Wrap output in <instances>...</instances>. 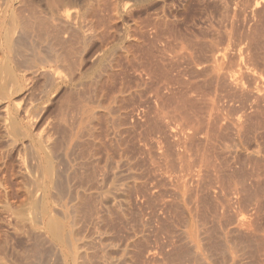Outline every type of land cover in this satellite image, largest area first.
Masks as SVG:
<instances>
[{
	"label": "rangeland",
	"instance_id": "374dc122",
	"mask_svg": "<svg viewBox=\"0 0 264 264\" xmlns=\"http://www.w3.org/2000/svg\"><path fill=\"white\" fill-rule=\"evenodd\" d=\"M79 1L76 0L77 7H80V5H82V3H81L82 1L81 2H79ZM113 1H114V3L116 2L117 5H119L118 7H119V10L121 13V14L119 13L120 17L115 24V25H117V24L118 25L113 26L111 29H109V33L107 32L106 36L104 34L103 36H100L101 38L100 37L96 38L97 40L94 39L92 41V47H89V48H91V51L93 53V54L91 53V55L96 54V55H94V57H97V58H98V56L103 55V57H105L104 59H106L105 62L108 61V59L109 60L113 59L118 54L117 60H118L119 64L121 63L120 65L118 64L119 65L118 67L120 69V70L119 69L118 70L120 73L119 72L117 73V75L114 77V80H113L114 82L112 81V84H110V85L112 86L111 89H113V87H115V85L116 86H119L120 84H121V86L123 85L122 87L126 90L123 91L122 98L124 97L125 99L120 98V99L114 101L112 98H110L109 94H111V93L108 94V92H110V90H111V89H108L111 87L110 85L106 86V87H108L106 89V90H108L106 92L107 94L105 93L107 98H105L106 96H104V95H103V97L100 95H99L100 97L98 95H96L98 103H97L96 99H94L95 95L93 96V94L92 95L86 94V95H83V96L76 98L74 95H72L70 93L68 94L67 93L68 91L66 90V92H61V96H59L60 94L57 95L59 97L54 96L55 98H53V101H52L53 104L51 103L52 107L49 110V116L51 115L50 118H53L52 117L53 114H54V117L59 116L61 114L58 111L60 109V106L62 107L64 105L62 107L64 109V107L67 106V103H69V101L71 99H72L71 101H75V100H80L81 98H83V99L85 98L84 100L86 102L81 99L80 103L82 102L81 104L82 105L84 104L83 106L86 109H88L87 107L89 106L88 110L91 112V118H87L83 113H76L77 115L74 118L75 119L74 123L75 122L77 123L76 117L78 118V114H79L80 119L82 120L83 123H81V121H79V119H78V122L83 126V129H84V126H87L85 129L84 138L83 137L82 138H83V144H84L83 148L85 146H89V147L84 148L86 150L83 149V151L81 153L83 154V152L85 151L84 154L87 155L89 153L90 155L88 154L89 157H88V155H87V157H86V155L82 156L84 158V159L82 158V160L85 161L84 166H85V164L87 165L85 167L82 165V167L84 168V169L83 168L82 169L85 172L89 171L90 174H89V172H88V174L90 175V177L93 174L92 175V181L95 184V186H97V184L99 186V187L97 186V188L94 187V190L93 189L91 190V192H90L91 194L89 195L91 197V199L88 196L89 200H91L90 204L93 203L94 205L93 204L92 205H86L87 207L81 206L79 208V210L82 212H80L79 210H77L79 213L77 211H75V212H77V214H80V215H77L75 212H73V213L70 212L69 216L71 217V219L69 216L62 217V214L60 212L56 214V213H53V211H51L52 213L49 212V214L51 213V214H53V216H54V214H56L55 217H57V218L59 217L58 219H60V217L62 218L61 220L65 224L66 232L71 231L70 229L72 228V231H74V234H78L79 237L85 236L84 238L85 239L87 238L86 241H89V240L91 241V239H92L94 241L93 250L90 247V245H88L87 252L90 251L89 253H91V252L93 253V254H91L92 255L91 258L93 257L94 254H95V256H97V259H98V257H100L98 260L95 259V262L99 261L101 263V259L103 258L102 263H103V261L105 262L103 264H106V263L107 264H109V263L110 264H114V263L115 264H173V263L174 264H191L190 263L191 260L189 259V257L186 258V256H184L185 258L184 257L182 258L183 253H184V255L187 254V250H186V253L184 250L185 248H187V246L185 243V238L183 237L186 235H188L187 239H189V237L193 238V236H195L194 238L199 242L198 245L200 244L199 247L203 248V250L200 248L199 249L201 250L203 255L207 256L206 258H209L207 260L209 264H211V262H212V264H218V262H219V264H225V263L228 264L229 263L228 261L224 260L225 258L222 259V257H224V256L220 254L221 248H223L222 246L224 244L228 246L229 250L232 251L233 254L235 253V255H234L235 261H236L235 264H264V260H263L264 259V256H263L264 255L263 254L264 253V246H262V245H264V242H263L264 241V233L262 232V230L264 231V215H263L264 214V189H263L264 188V181H263L264 180V149H263L264 148V141H262V140H264V126H263L264 121H262V120H264V107H263L264 106V84H263L264 83V68H263L264 67L263 66L264 65L263 64L264 63V61H263L264 60V57H263L264 56V0H260L261 2L259 5H257L259 3V0H113ZM72 4L74 5L75 3H72ZM78 4H79V6H78ZM123 4L125 6L120 7V5L123 6ZM220 5H222V6H220ZM261 6H263V7H261ZM123 8L124 9L126 8L128 10L127 11L125 9L126 14L124 13L125 10ZM256 8H258V9H256ZM127 12H129V13H127ZM244 12H246V13L244 14ZM228 14H229V16H228ZM259 16H260V18H259ZM246 18H248V19H246ZM161 20H162V22H161ZM157 21H159V22H157ZM248 21H250V22H248ZM257 21H259V22H257ZM114 29H116L117 32L114 31ZM110 35H112V36H110ZM216 35H217V37H215ZM250 35H251V37H250ZM130 37H132V38H130ZM242 39H244V40H242ZM210 41H212V42L210 43ZM240 41H242V42H240ZM210 44H211V46H210ZM200 45H201V47H200ZM202 45H204V46L202 47ZM137 46L139 48H142L143 50H140V51L136 50ZM192 46H194V47H192ZM124 47L125 48L129 47V48L125 49ZM130 47L132 50L134 49V51H137V52L139 51V53L135 52L136 54H139V55H137L138 56L137 63L139 62V64L134 63L135 61L132 63L127 62V64H126L127 60H125L123 56H124V52L126 53V51H128L127 53H129V51L131 50ZM188 47H189V49H188ZM212 47L214 50L212 49ZM222 47L223 48L225 47L226 53L224 50V54H222L221 55L222 57H220V59L217 61L218 63L210 61L209 60L211 58L210 56H213V54L218 53L217 52L218 50L222 51L223 50ZM177 48H178V50H177ZM245 48H246V51H245ZM98 49L100 50V52ZM210 49H211V51H210ZM93 50L96 53L93 52ZM190 50H191V52H190ZM240 50H243V51L240 52ZM237 51H238V53H237ZM97 52H98V55H97ZM144 52H145V54H144ZM210 52H215V53H211V55H210L209 54ZM255 52H256V54H254ZM140 53H143V56ZM252 53H253V55H252ZM112 54L115 56H113ZM199 54H201V55H199ZM259 54H261V55H259ZM107 55H108V57H107ZM244 55H246V56H244ZM120 56H121V58H119ZM177 57H179L180 59ZM259 57H261V58H259ZM89 58L93 59V60H90ZM89 58L88 59L86 58L88 61L87 60L85 61L83 71H85L84 73H87L86 76L92 77V76H94L92 74H96V72H97L96 69L98 67H97V65H94V64H96V62H95L96 58H92V56ZM248 58L250 59V61ZM224 60H225V62H224ZM245 60H246V62H245ZM92 61L95 63L91 64ZM220 62H221V64H220ZM229 62H230V64H228ZM251 62H253L255 64H253V63L251 64ZM87 63H88L89 68L86 66ZM165 63H166V65H165ZM256 64L258 67L256 66ZM139 66H141V67H139ZM210 67H212V68H210ZM225 67H227V68H225ZM243 67L248 72L244 71L245 69ZM155 68H157V69H155ZM215 69H216V71H215ZM239 69H240V73H238ZM91 71H92V73H91ZM249 71L257 73L255 75L259 76V78L255 75L254 76H255V78L257 77L258 80L257 79L254 80L255 78L251 77V76H253L252 74H254V73L250 72V73H252V74H250ZM210 72L211 73L214 72V73H212L213 75ZM230 72H231V74H230ZM226 73H227V75H226ZM233 73H236V74H233ZM232 74L234 76L238 75V77H237L238 79L236 78L237 81L241 78L238 81V84L242 83L241 85H243V86L245 85L244 87L241 86V88H245V89H243V90L240 89V91H238L239 88L237 86H234V83L236 85V80ZM210 76L212 77L211 80H210ZM148 77H149V79H148ZM218 77L220 79H218ZM117 78H119V79L117 80ZM212 79H213V81H212ZM259 79H261V81H259ZM233 80H235V82L232 84ZM115 83H117V84L119 83V84L117 85ZM122 83H124V84H122ZM255 85L260 86L261 88L263 86V90L259 87L261 89L260 93L257 90H255L259 93L258 95L262 94L260 97L258 96L259 100L258 99L252 100L251 97H249V96H247V99H246L245 96L247 94L249 95L250 91L255 92L254 89L258 88ZM249 86H251V87H249ZM134 88H135V90H134ZM246 88H248V89H246ZM250 88L251 89L253 88V89L251 90ZM244 90L246 92H247V90H249V91H248V93H246ZM237 91H238L239 95L237 94ZM243 91L246 93V95H244L245 93ZM36 92H34V94H33L34 98L37 97ZM125 92H127V93L125 94ZM241 92H243L244 94H242ZM66 93H67V95H66ZM133 93H134V95H133ZM219 94H220V96H218ZM204 95L205 96L207 95L208 97L207 96L205 97ZM241 95L243 96V99H242ZM128 98H130V99H128ZM106 100H108V102L110 100L111 103L113 101L114 102L111 104L110 102L108 103ZM212 100H214V102ZM71 101H70V103H71ZM83 101L85 103H83ZM65 102H67V103H65ZM104 102H105L106 107L104 106ZM254 102H255V104H253ZM241 105H243V106L241 107ZM120 106H122V107H120ZM217 106H218V108H217ZM62 108L60 109L61 111H62ZM256 108L258 109L257 111H256ZM118 109H120V110H118ZM88 110H87V112L89 113ZM109 110H110V114H109ZM186 112H187V114H186ZM0 113H1V111H0ZM84 113L86 114V112H84ZM97 113L99 115L98 117H97ZM114 113H117V114H114ZM94 115H95V117H94ZM238 115L240 116V119H239ZM81 116L82 117L85 116L87 119L85 118L86 120L83 121L84 117L81 118ZM220 117H223V118H220ZM92 118H94V120ZM190 118H191V120H190ZM233 119H234V121H233ZM88 120H90V121H88ZM256 120H258V121H256ZM232 122L234 124H232ZM238 123L241 125L239 126ZM0 124H1V121H0ZM80 124H78V125H80ZM201 124H203V125H201ZM106 126H107V128H106ZM112 126H114V127H112ZM230 127H232V128H230ZM242 128L245 129L246 131L243 130ZM172 129H174V130H172ZM178 129H179V131H178ZM195 129H196V131H195ZM252 129H253V132H252ZM189 130H191V131H189ZM240 130H241V132H239ZM195 132H197V133H195ZM242 132H244V134ZM87 133H88V135H87ZM91 133L93 135L94 134L95 135L93 136ZM190 133H192V134H190ZM199 133H201V134H199ZM247 133H249V134L247 135ZM200 136H203V137L200 138ZM88 139L89 140L92 139L91 140L92 142H90ZM192 139H193V141H192ZM84 140L86 143H84ZM94 140H96L97 142ZM207 140H208V142H207ZM107 141H108L109 145L106 144ZM101 143H103L104 145ZM171 143H172V145H171ZM191 143L194 145H192ZM196 143H198V144H196ZM235 143H237L238 146ZM86 144H88V145H86ZM182 146H183V148H182ZM104 147L106 149H102ZM189 147L190 148L192 147V148L190 149ZM232 147H234V148H232ZM170 148H171V150H170ZM255 148H256V150H255ZM214 149H216V151ZM217 149H219V151ZM87 150H88V152H87ZM76 151H79V150L77 149ZM165 151H167V153ZM187 151H189V152H187ZM254 151H256L257 154ZM230 152L233 154H231ZM77 153L74 152L75 156H77V158H80L81 156L79 157L78 155H76ZM205 153H207V154H205ZM99 154H102V155H99ZM103 155H105V156H103ZM219 155H220V157H219ZM221 155H223V156H221ZM231 156H232V158H231ZM71 157H72V162L74 163L75 161L73 160V158H74L73 155ZM217 158H218V160H217ZM169 159H170V161H169ZM195 159H196V161H195ZM200 159L202 161H200ZM78 160L81 161V159H78ZM118 160H119V162H118ZM205 160H206V162H205ZM222 160H223V162H222ZM237 161H238V163H237ZM158 162H160V163H158ZM170 162L172 165H170ZM75 163H77V162H75ZM99 163L101 166L99 165ZM241 163H243V164H241ZM209 164L211 165V167H208V166H210ZM233 164H234V166H233ZM135 165H137V166H135ZM143 165H144V167H143ZM166 165H168V166H166ZM225 165H227V166H225ZM124 166L126 167V169ZM154 166L156 168H154ZM180 166H181V168H180ZM193 166H194V168H193ZM86 167H89V168H86ZM111 167L112 168L114 167V168L112 169ZM219 167H220V169H219ZM145 168H146V170H145ZM161 169H162V172H161ZM168 169H170V170H168ZM181 169H184V170H181ZM86 170H88V171H86ZM113 170H115V172ZM173 170H174V172H173ZM175 170H177V172ZM153 171H155V172H153ZM198 172H199V174H198ZM233 172H235V173H233ZM244 173H245V175H244ZM256 173H258V174H256ZM95 174H97V176ZM122 174L125 176H122ZM99 175H101V176H99ZM185 175L187 176L186 178H185ZM94 176H95V178H94ZM103 176H104V178H103ZM258 176H260V177H258ZM153 177H154V179H153ZM172 177H174V178H172ZM229 177L231 178V180ZM254 177H256V178H254ZM119 178L120 179L122 178V179L120 180ZM218 178H220V179L218 180ZM21 179L22 180L24 179L23 182L27 181V180H25L26 177H24V176H23V178H21V176H20V180ZM99 179H100V182L102 181L101 184L99 182ZM185 179H186V181H184ZM95 180H96V182L98 181L97 184L95 183ZM133 180H134V182H133ZM197 180H199V181H197ZM211 180H212V182H211ZM139 181H140V183H139ZM190 181H192V182H190ZM251 181L252 182L254 181V182L252 183ZM180 182L182 183V186L179 185V184H181ZM205 182L207 183V186L205 185L206 184ZM216 182H218V183H216ZM147 183H148V185H147ZM172 183H174L175 185ZM176 183H177V186H176ZM190 183H191V185H190ZM149 184H150V186H149ZM166 184H167V186H166ZM188 184H189L190 188H188ZM228 186L229 187L231 186V189ZM260 186H261V188H260ZM138 187H139V189H138ZM237 187L239 188V191L236 190ZM99 188H101V190ZM127 188H128V190H127ZM3 189H4L3 186L0 184V243L2 242L0 244V256H1L0 261H2V258H4V256H5L8 263H10L12 261V262H14L13 264H19L22 261L21 259L24 255L23 253H25V250L27 249V248L25 249V247L27 245L29 246V244H28V243H30L29 237H32L33 236L32 233L34 232V234H35V232L37 231L35 229V225L39 226V224H41L43 219H45L46 215H49V214L44 212L45 209L42 210V208H41L42 206L40 204H38V206H37V204H33L31 202V200H34L35 197L40 195L39 192H38L37 196L32 195V193L29 194L28 192H25V193L23 192L24 193L23 194L24 195V199H23L24 201L19 203L21 198H23L22 196H20L21 194H19L20 198L19 197L16 198L17 193L16 194L13 193L15 195L14 196L13 194H11L12 192L9 193L5 189L4 190ZM240 189H243L244 191L240 190ZM245 189H246V193H244ZM177 190H179V191H177ZM95 191H97L98 193ZM253 191H255V192H253ZM125 192H126V194H125ZM179 192H180V195L178 194ZM25 194H26L27 198L29 196L28 200L25 197ZM98 194L101 196H99ZM185 194H186V196H185ZM10 195H13V196H10ZM147 195H149V196H147ZM153 195H155V196H153ZM210 195H212V196H210ZM216 195H218V196L216 197ZM232 195H234V196H232ZM162 196H164L165 198ZM18 198L20 200H18ZM121 198H122V200H121ZM179 198L182 200L180 201ZM186 198H188V199H186ZM201 198H203V199H201ZM239 199H241V200H239ZM245 199H246V202H245ZM260 199L261 200L263 199V200L261 201L260 204H258ZM176 200L179 201L178 203H180V204H178L176 202ZM109 201H111V202H109ZM153 202H154V205H153ZM218 202L220 203V205ZM232 202H234V203H232ZM118 203H120V204H118ZM88 204H89V201H88ZM123 205H126V206L123 207ZM183 205H185V206H183ZM223 205H225V206H223ZM90 206L92 209L89 211L88 209L90 208ZM171 206H173V207H171ZM178 206H180V207H178ZM181 206H182V208H181ZM219 206H221V208ZM240 206L243 208H240ZM226 207H227V209H225ZM245 207H246V209H245ZM259 207H260V209H259ZM188 208L190 209V213L187 212V211H189ZM230 208H232V209H230ZM191 209H193V210H191ZM243 210H244V213L239 212V211H243ZM86 211H87V213H86ZM250 211H251V213H249ZM255 211L256 212L258 211L257 213H259V214L254 213ZM259 211L260 212L262 211V213H260ZM89 212H92V214L90 213V215H89L88 214ZM96 212L99 213V215ZM161 212H163V213L161 214ZM175 212H177L178 214ZM198 212H200L201 214ZM230 212H232V213H230ZM234 212H235V214H234ZM245 212L247 215L245 214ZM252 213L254 215H252ZM181 214H182V216H181ZM199 214L201 217L199 216ZM92 215H94V216H92ZM95 215H98V216H95ZM210 215H212V217H210ZM38 216H40V217H38ZM84 216H85V218H84ZM86 216H88L89 218ZM168 216H170V217H168ZM213 216H215V218ZM93 217H94V219H93ZM183 217L184 218L187 217V219H184ZM162 218H163V220H162ZM164 218L166 221L164 220ZM237 218L238 219L244 218L243 219V220H245L244 222H246V220H247L246 223L251 221L248 223V226H250L252 228L249 229L250 227L246 226L247 225L246 224V225H242L244 227L240 226V230L243 228L241 231L243 232L246 230L247 233H245V232L241 233V231H240V233L233 231L234 226H236L235 224H237V222H236ZM251 218H253V220ZM256 218H258V219H256ZM77 219L80 220L81 222L78 221ZM89 219H91V220H89ZM198 219H200V220H198ZM214 219H216V220H214ZM218 219H219V221H218ZM71 220H72V222H71ZM36 221H37V223H36ZM85 222H87V223H85ZM99 222H100V224H99ZM135 222H136V224H135ZM158 222L160 225L158 224ZM259 222H261V223H259ZM88 223H89V225H88ZM253 223H254L255 227L253 226ZM75 224H77V225L75 226ZM184 224H186V225H184ZM212 224H214L215 226ZM29 225L31 227H32V225H34V228H30ZM179 225H181V226H179ZM67 226L69 229L67 228ZM117 226H119V227H117ZM198 226H200V227H198ZM75 227H77V228H75ZM84 227H85V229H84ZM188 227H190V228H188ZM247 227H248V230H247ZM90 228H91V230H90ZM150 228L153 230H151ZM216 228H218L219 230ZM28 229H30V231H28ZM32 229H33V231H31ZM77 229H79V231ZM127 229H129V230H127ZM160 229H163V230H160ZM170 229H172V230H170ZM173 229H174V232H173ZM207 229H208V231H207ZM229 229L232 231H230ZM75 230H76V233H75ZM168 231H170V232H168ZM180 231L181 232L184 231L183 233H185V235L182 234ZM211 231H212V233H211ZM248 232L250 233V235ZM261 232H262V234H259ZM27 233H30V234L28 235ZM125 233L127 234V236ZM80 234H82V236ZM83 234H84V236H83ZM166 234H168V236H170V237H168ZM246 234H248V237L250 236V238L247 237V240H250V243L247 240H245L246 238H244L247 236ZM124 235H125V237H124ZM196 235H197V238H196ZM226 235L229 236V239H227L228 236L226 237ZM235 235L236 236L238 235L237 236L238 240H235V239H237V237H235ZM219 236H220V240L222 241V243L219 240ZM221 236H223V237L221 238ZM251 236H252V238H251ZM202 237H204L205 240L202 241V239H203ZM257 237H259V238H257ZM84 238H82V239H84ZM140 238H141V240H140ZM3 239H5V240H3ZM122 239H123L124 243H123ZM138 239H139V241H138ZM146 239H147V242H146ZM168 239H171V240H168ZM104 240H106V241H104ZM207 240L208 241L210 240L211 242L210 241L208 242ZM240 240H241V243H240ZM258 240H260L261 242H259ZM130 241H132V242H130ZM166 241H167V244H166ZM245 241H247L248 244H247V242L245 244ZM255 241H256L257 245H256ZM203 242H204V244H203ZM217 242L219 243V245ZM164 243H165V245H164ZM175 243L178 245H176ZM258 243H260V244L258 245ZM99 244H100V247H99ZM115 244L117 247L115 246ZM208 244L210 245V247L208 246ZM172 246H173V248H172ZM182 246H184V247H182ZM213 246H215V247H213ZM257 246L260 247V249L257 248ZM121 247H123V249H126L127 251H124V253H123V251L119 252L121 250ZM101 248H102V250H100ZM213 248H217V249H213ZM233 248L234 249L236 248L237 252H236V250L235 251L232 250ZM240 248L242 249L241 251L239 250ZM248 248L250 249L249 251H248ZM244 249H246V250H244ZM218 250H219V252L217 253ZM260 250H262V251H260ZM97 251H98V253H97ZM182 251H183V253H182ZM116 252H118V253H116ZM126 252H128V253H126ZM178 252L182 253L181 254L182 256L181 255L178 256L177 255V254H179ZM96 253H97V255H96ZM119 253H121V254H119ZM166 253L168 254V256ZM207 253L209 256L211 255L210 256L211 259L207 255ZM212 253H213V255H212ZM214 254H216L217 256H214ZM236 254H237V256H236ZM106 255H107V258H106ZM119 255H120V257H119ZM121 255L122 256L124 255V257H121ZM112 256L116 259H114ZM10 257H11V259H10ZM94 257L92 259H94ZM237 257L238 258L240 257V258L238 259ZM179 258H180V260H178ZM170 259H172V260H170ZM181 259H183V261ZM4 260H5V258H4ZM216 260H217V262H215ZM220 260L221 261L223 260L224 263H223V261L221 262ZM238 260H239V262H238ZM173 261H175V262H173Z\"/></svg>",
	"mask_w": 264,
	"mask_h": 264
},
{
	"label": "bare ground",
	"instance_id": "6f19581e",
	"mask_svg": "<svg viewBox=\"0 0 264 264\" xmlns=\"http://www.w3.org/2000/svg\"><path fill=\"white\" fill-rule=\"evenodd\" d=\"M79 1V0H78ZM82 1V2H81ZM113 0H80L79 2L82 3V5H80V7H77L76 4V0H0V184L3 186V188L13 194V193H17L16 198L19 197V194H21L20 196H22L23 198H21V200L18 198L19 203L23 202L24 200V193L28 192L29 194L32 193V195L37 196L38 192L40 193L39 196L35 197V201L31 200V202L33 204H40L42 210H44L45 213L49 214V212L53 211V213H61L62 217H67L69 216L70 212H75L77 210H79V208L81 206H86V205H92L93 203L90 204L91 200H89L88 196L91 194V190H94V187L97 188L98 184L95 180V183L97 184V186H95V184L92 181V175L90 177V172L88 174V172H85L82 167V165L84 166V162L82 160V156H85L86 154L81 153L83 151L84 148L89 147V146H84L83 144V138L85 135V129L87 126H83L78 122L79 121L82 122V120L80 119V116L78 114V118L77 119V123L80 124L78 125L75 121V116L77 115L76 113H83L87 118H91V112L88 110L89 106L87 107L88 109H86L81 103L80 100H84L83 98H81L80 100H75V101H69V103H67V106L64 107V109L60 106V109L62 108V111L59 109H57L61 114L59 116L54 117L53 114V118H50L49 116V110L52 107L51 103L53 101V98H55L54 96H61V92H66V90L68 91L67 93L74 95L76 98L83 96V95H95V98L97 103L98 100L96 98V95H100L103 97L106 96L105 93L108 91L106 90L108 87H106L107 85L112 84V81L114 80V77L117 75V73L119 72V64L118 60H117V55H113L115 56L113 59H108V61L105 62L106 59H104L105 57L102 56H98L94 57V55H91L92 51L91 48L92 47V41L96 38H99L100 36H103L105 34H107V32L109 33V29H111L113 26H117L115 25L117 20L119 19V15L120 10H119V5H117V3ZM245 2V1H244ZM260 0L259 3L257 5L260 4ZM72 3H75L74 5ZM248 3V2H247ZM126 4V3H125ZM250 4V3H249ZM255 5V4H254ZM79 6V4H78ZM125 5L123 4V6L120 5V7H124ZM222 6V5H220ZM236 7V6H235ZM243 7V6H242ZM248 7V6H247ZM263 7V6H261ZM124 9V8H123ZM126 9V8H125ZM124 9V10H125ZM130 9V8H129ZM222 9V8H221ZM242 9V8H241ZM254 9V8H253ZM258 9V8H256ZM260 9V8H259ZM127 10V9H126ZM126 10L124 11V13L126 12ZM262 10V9H261ZM260 10V11H261ZM128 11V10H127ZM225 11V10H224ZM249 11V10H248ZM130 12V11H129ZM127 12V13H129ZM120 13V14H119ZM123 13V14H124ZM246 12H244L245 14ZM126 14V13H125ZM221 14V13H220ZM243 14V13H242ZM241 14V15H242ZM255 15V14H254ZM253 15V16H254ZM259 15V14H258ZM261 15V14H260ZM129 16V15H128ZM229 16V14H228ZM233 16V15H232ZM127 18V17H126ZM260 18V16H259ZM262 18V17H261ZM157 19V18H156ZM221 19V18H220ZM248 19V18H246ZM159 20V19H158ZM227 20V19H226ZM258 20V19H257ZM152 21V20H151ZM159 22V21H157ZM162 22V20H161ZM250 22V21H248ZM253 22V21H252ZM259 22V21H257ZM119 23V22H118ZM259 25V24H258ZM121 26V25H120ZM257 27V26H256ZM120 28V27H119ZM124 28V27H123ZM255 28V27H254ZM157 29V28H156ZM261 29V28H260ZM120 30V29H119ZM114 31H116V29H114ZM113 31V32H114ZM127 31V30H126ZM157 31V30H156ZM248 31V30H247ZM117 32V31H116ZM160 32V31H159ZM111 34V33H110ZM246 34V33H245ZM247 35V34H246ZM108 36V35H107ZM112 36V35H110ZM221 36V35H220ZM143 37V36H142ZM217 37V35L215 36ZM245 37V36H244ZM251 37V35H250ZM101 38V37H100ZM132 38V37H130ZM137 38V37H136ZM212 38V37H211ZM107 39V38H106ZM217 39V38H216ZM228 39V38H227ZM103 40V39H102ZM120 40V39H119ZM214 40V39H213ZM244 40V39H242ZM196 41V40H195ZM206 41V40H205ZM225 41V40H224ZM192 42V41H191ZM212 41H210L211 43ZM220 42V41H219ZM242 42V41H240ZM245 42V41H244ZM101 43V42H100ZM190 43V42H189ZM205 43V42H204ZM99 44V43H98ZM135 44V43H134ZM144 44V43H143ZM218 44V43H217ZM95 45V44H94ZM127 45V44H126ZM132 45V44H131ZM205 45V44H204ZM202 45V47L204 46ZM225 45V44H224ZM199 46V45H198ZM211 46V44H210ZM138 47V46H137ZM136 50H143L142 48H137ZM194 47V46H192ZM196 47V46H195ZM201 47V45H200ZM207 47V46H206ZM215 47V46H214ZM219 47V46H218ZM240 47V46H239ZM125 48V47H124ZM123 48V49H124ZM129 48V47H126ZM125 48V49H126ZM186 48V47H185ZM210 48V47H209ZM223 48V47H222ZM232 48V47H231ZM131 49V47H130ZM146 49V48H145ZM187 49V48H186ZM189 49V47H188ZM203 49V48H202ZM213 49V47H212ZM230 49V48H229ZM244 49V48H243ZM255 49V48H254ZM99 50V49H98ZM111 50V49H110ZM122 50V49H121ZM147 50V49H146ZM149 50V49H148ZM178 50V48H177ZM180 50V49H179ZM194 50V49H193ZM199 50V49H198ZM214 50V49H213ZM224 50L226 53V49L225 47L223 48L222 51L218 50L216 54H213V56H210L209 60L213 61V62H217L220 57H222L221 55L224 54ZM250 50V49H249ZM113 51V50H112ZM139 51H134V49L130 50L129 53H127L128 51H126V53L124 52V59L127 60V62H134L137 63L138 61V56ZM145 51V50H144ZM150 51V50H149ZM163 51V50H162ZM187 51V50H186ZM189 51V50H188ZM211 51V49H210ZM229 51V50H228ZM227 51V52H228ZM236 51V50H235ZM243 50H240V52ZM246 51V48H245ZM93 52H95L93 50ZM100 52V50H99ZM136 52V53H135ZM164 52V51H163ZM191 52V50H190ZM254 52V51H253ZM257 52V51H256ZM256 52L254 54H256ZM96 53V52H95ZM102 53V52H101ZM148 53V52H147ZM150 53V52H149ZM182 53V52H181ZM188 53V52H187ZM211 53H215V52H210L209 54L211 55ZM238 53V51H237ZM245 53V52H244ZM251 53V52H250ZM93 54V53H92ZM143 56V53H140ZM145 54V52H144ZM153 54V53H152ZM174 54V53H173ZM191 54V53H190ZM206 54V53H205ZM204 54V55H205ZM230 54V53H229ZM228 54V55H229ZM241 54V53H240ZM92 58H96L95 62L97 65V69H96V74H92L94 76H86L87 73H84L85 71H83L84 69V65H85V61L91 57ZM98 55V52H97ZM176 55V54H175ZM181 55V54H180ZM201 55V54H199ZM235 55V54H234ZM242 55V54H241ZM247 55V54H246ZM244 55V56H246ZM251 55V54H250ZM253 55V53H252ZM261 55V54H259ZM111 56V55H110ZM122 56V55H121ZM121 56L119 58H121ZM155 56V55H154ZM164 56V55H163ZM173 56V55H172ZM203 56V55H202ZM209 56V55H208ZM207 56V57H208ZM231 56V55H230ZM263 56V55H262ZM108 57V55H107ZM106 57V58H107ZM140 57V56H139ZM165 57V56H164ZM184 57V56H183ZM228 57V56H227ZM232 57V56H231ZM236 57V56H235ZM252 57V56H251ZM264 57V56H263ZM87 58V59H86ZM110 58V57H109ZM112 58V57H111ZM141 58V57H140ZM146 58V57H145ZM169 58V57H168ZM179 58V57H177ZM187 58V57H186ZM197 58V57H196ZM258 58V57H257ZM256 58V59H257ZM261 58V57H259ZM90 59V58H89ZM142 59V58H141ZM150 59V58H149ZM176 59V58H175ZM180 59V58H179ZM190 59V58H189ZM234 59V58H233ZM249 59V58H248ZM93 60V59H90ZM140 60V59H139ZM170 60V59H169ZM204 60V59H203ZM206 60V59H205ZM208 60V59H207ZM228 60V59H227ZM230 60V59H229ZM253 60V59H252ZM259 60V59H258ZM88 61V60H87ZM159 61V60H158ZM168 61V60H167ZM193 61V60H192ZM197 61V60H196ZM250 61V59H249ZM264 61V60H263ZM92 61L91 64L95 63ZM146 62V61H145ZM169 62V61H168ZM225 62V60H224ZM231 62V61H230ZM230 62L228 64H230ZM241 62V61H240ZM246 62V60H245ZM256 62V61H255ZM143 63V62H142ZM195 63V62H194ZM199 63V62H198ZM203 63V62H202ZM218 63V62H217ZM250 63V62H249ZM253 62H251L252 64ZM262 63V62H261ZM90 64V65H91ZM119 64V65H118ZM139 64V62L137 63ZM141 64V63H140ZM151 64V63H150ZM170 64V63H169ZM191 64V63H190ZM213 64V63H212ZM221 64V62H220ZM255 64V63H253ZM260 64V63H259ZM264 64V63H263ZM133 65V64H132ZM166 65V63H165ZM192 65V64H191ZM195 65V64H194ZM193 65V66H194ZM197 65V64H196ZM225 65V64H224ZM237 65V64H236ZM249 65V64H248ZM88 67V63L86 65ZM130 66V65H129ZM146 66V65H145ZM228 66V65H227ZM241 66V65H240ZM257 66V64H256ZM264 66V65H263ZM122 67V66H121ZM138 67V66H137ZM141 67V66H139ZM148 67V66H147ZM213 67V66H212ZM210 67V68H212ZM216 67V66H215ZM230 67V66H229ZM232 67V66H231ZM238 67V66H237ZM236 67V68H237ZM258 67V66H257ZM89 68V67H88ZM135 68V67H134ZM150 68V67H149ZM217 68V67H216ZM227 68V67H225ZM242 68V67H241ZM244 68V67H243ZM264 68V67H263ZM119 69V70H118ZM123 69V68H122ZM131 69V68H130ZM137 69V68H136ZM135 69V70H136ZM157 69V68H155ZM164 69V68H163ZM214 69V68H213ZM234 69V68H233ZM245 69V68H244ZM249 69V68H248ZM87 70V69H86ZM142 70V69H141ZM151 70V69H150ZM167 70V69H166ZM198 70V69H197ZM196 70V71H197ZM211 70V69H210ZM224 70V69H223ZM237 70V69H236ZM162 71V70H161ZM216 71V69H215ZM225 71V70H224ZM246 71V69L244 70ZM255 71V70H254ZM200 72V71H199ZM206 72V71H205ZM248 72V71H246ZM245 72V73H246ZM252 71H249V73ZM92 73V71H91ZM120 73V72H119ZM161 73V72H160ZM188 73V72H187ZM211 73V72H210ZM214 73V72H212ZM211 73V74H212ZM220 73V72H219ZM240 73V69L239 72ZM237 73V74H238ZM242 73V72H241ZM254 73V74H252ZM250 74H252L253 76H251L252 78L257 75V73L252 72ZM263 73V72H262ZM130 74V73H129ZM139 74V73H138ZM193 74V73H192ZM203 74V73H202ZM231 74V72H230ZM236 74V73H233ZM232 74V75H233ZM244 74V73H243ZM161 75V74H160ZM198 75V74H197ZM213 75V74H212ZM222 75V74H221ZM227 75V73H226ZM225 75V76H226ZM229 75V74H228ZM231 75V76H232ZM240 75V74H239ZM242 75V74H241ZM255 75V76H254ZM140 76V75H139ZM206 76V75H205ZM234 76V75H233ZM88 77V78H87ZM120 77V76H119ZM122 77V76H121ZM227 77V76H226ZM237 76H234L235 80H236V85H235V80H233L232 84L234 83V86H237L239 88L238 91H240V89H245V88H241L242 83L238 84V81L241 79H239L237 81ZM259 78V76H257ZM255 78L254 80H258V78ZM206 78V77H205ZM211 76H210V80H211ZM217 78V77H216ZM233 78V77H232ZM233 78V79H234ZM237 78V79H236ZM243 78V77H242ZM119 78H117L118 80ZM149 79V77H148ZM147 79V80H148ZM209 79V78H208ZM218 79H220L218 77ZM225 79V78H224ZM134 80V79H133ZM138 80V79H137ZM142 80V79H141ZM209 80V81H210ZM223 80V79H222ZM139 81V80H138ZM144 81V80H143ZM169 81V80H168ZM194 81V80H193ZM197 81V80H196ZM200 81V80H199ZM204 81V80H203ZM206 81V80H205ZM213 81V79H212ZM219 81V80H218ZM224 81V80H223ZM227 81V80H226ZM259 81H261V79H259ZM114 82V81H113ZM128 82V81H127ZM220 82V81H219ZM218 82V83H219ZM245 82V81H244ZM129 83V82H128ZM142 83V82H141ZM203 83V82H202ZM212 83V82H211ZM231 83V82H230ZM246 83V82H245ZM256 83V82H255ZM254 83V84H255ZM258 83V82H257ZM117 84V83H115ZM114 84V85H115ZM119 84V83H118ZM117 84V85H118ZM124 84V83H122ZM198 84V83H197ZM208 84V83H207ZM216 84V83H215ZM222 84V83H221ZM250 84V83H249ZM261 84V83H260ZM264 84V83H263ZM131 85V84H130ZM133 85V84H132ZM144 85V84H143ZM146 85V84H145ZM205 85V84H204ZM111 86V85H110ZM109 86V87H110ZM123 86V85H122ZM121 86V84L119 86H116L112 88V86L108 89H111L109 93V97L112 98L114 101L118 100V99H123L122 98V93L123 91H125L126 89H124ZM230 86V85H229ZM233 86V87H234ZM245 86V85H244ZM243 86V87H244ZM247 86V85H246ZM257 86V85H255ZM254 86V87H255ZM262 86V85H261ZM144 87V86H143ZM192 87V86H191ZM204 87V86H203ZM215 87V86H214ZM226 87V86H225ZM231 87V86H230ZM251 87V86H249ZM257 90L259 93L261 92V89L263 90V86L262 88L260 86H257ZM261 89H260V88ZM166 88V87H165ZM228 88V87H227ZM237 88V89H238ZM130 89V88H129ZM155 89V88H154ZM209 89V88H208ZM248 89V88H246ZM251 89V88H250ZM253 89V88H252ZM251 89V90H252ZM259 89V90H258ZM135 90V88H134ZM217 90V89H216ZM221 90V89H220ZM224 90V89H223ZM37 91V92H36ZM195 91V90H194ZM218 91V90H217ZM231 91V90H230ZM236 91V90H235ZM237 91V94L239 95ZM245 91V90H244ZM243 91V92H244ZM249 90H247L246 93H248ZM255 91V92H251L250 94L246 95V93L244 94L243 92H241L242 94L246 95L245 98L247 99V96L251 97V99L255 100L258 99V96L260 97L262 94L258 95L259 93ZM34 92L37 93V97L34 98L33 94ZM139 92V91H138ZM137 92V93H138ZM156 92V91H155ZM159 92V91H158ZM207 92V91H206ZM66 93V95H67ZM127 92H125L126 94ZM195 93V92H194ZM65 94V93H64ZM107 94V93H106ZM131 94V93H130ZM199 94V93H198ZM229 94V93H228ZM232 94V93H231ZM63 95V94H62ZM134 95V93H133ZM137 95V94H136ZM158 95V94H157ZM186 95V94H185ZM189 95V94H188ZM57 96V97H59ZM99 96V97H100ZM156 96V95H155ZM205 96V95H204ZM207 96V95H206ZM205 96V97H206ZM220 96V94L218 95ZM242 96V95H241ZM64 97V96H63ZM68 97V96H67ZM89 97V96H88ZM101 97V98H102ZM126 97V96H125ZM130 97V96H129ZM160 97V96H159ZM185 97V96H184ZM208 97V96H207ZM240 97V96H239ZM238 97V98H239ZM107 98V96L105 97ZM104 98V99H105ZM224 98V97H223ZM244 98V99H245ZM59 99V98H58ZM100 99V98H99ZM125 99V98H124ZM130 99V98H128ZM127 99V100H128ZM205 99V98H204ZM230 99V98H229ZM243 99V96H242ZM250 99V98H249ZM248 99V100H249ZM57 100V99H56ZM74 100V99H73ZM211 100V99H210ZM259 100V99H258ZM261 100V99H260ZM85 101V100H84ZM83 101V103H85ZM95 101V100H94ZM95 101V102H96ZM101 101V100H100ZM103 101V100H102ZM108 102V100H106ZM113 101V102H114ZM181 101V100H180ZM183 101V100H182ZM189 101V100H188ZM214 102V100H212ZM243 101V100H242ZM247 101V100H246ZM245 101V102H246ZM257 101V100H256ZM110 102V100H109ZM108 102V103H109ZM112 102V103H113ZM190 102V101H189ZM203 102V101H202ZM211 102V101H210ZM212 102V103H213ZM232 102V101H231ZM244 102V101H243ZM55 103V102H54ZM89 103V102H88ZM103 103V102H102ZM111 103V102H110ZM111 103V104H112ZM176 103V102H175ZM218 103V102H217ZM53 104V103H52ZM64 104V103H63ZM95 104V103H94ZM110 104V105H111ZM192 104V103H191ZM202 104V103H201ZM216 104V103H215ZM223 104V103H222ZM234 104V103H233ZM237 104V103H236ZM246 104V103H245ZM255 104V102L253 103ZM56 105V104H55ZM88 105V104H87ZM86 105V106H87ZM91 105V104H90ZM97 105V104H96ZM109 105V104H108ZM127 105V104H126ZM186 105V104H185ZM189 105V104H188ZM193 105V104H192ZM209 105V104H208ZM92 106V105H91ZM104 106H105V102H104ZM115 106V105H114ZM201 106V105H200ZM213 106V105H212ZM229 106V105H228ZM243 105H241L242 107ZM106 107V106H105ZM109 107V106H108ZM122 107V106H120ZM222 107V106H221ZM230 107V106H229ZM232 107V106H231ZM245 107V106H244ZM249 107V106H248ZM264 107V106H263ZM100 108V107H99ZM103 108V107H102ZM177 108V107H176ZM180 108V107H179ZM218 108V106H217ZM247 108V107H246ZM260 108V107H259ZM108 109V108H107ZM106 109V110H107ZM113 109V108H112ZM229 109V108H228ZM56 110V111H57ZM87 110L89 111V113L87 112ZM114 110V109H113ZM117 110V109H116ZM120 110V109H118ZM195 110V109H194ZM197 110V109H196ZM216 110V109H215ZM252 110V109H251ZM255 110V109H254ZM258 109L256 108V111ZM54 111V110H53ZM191 111V110H190ZM203 111V110H202ZM243 111V110H242ZM58 112V113H59ZM86 112V114L84 113ZM93 112V111H92ZM100 112V111H99ZM107 112V111H106ZM114 112V111H113ZM126 112V111H125ZM212 112V111H211ZM217 112V111H216ZM259 112V111H258ZM249 113V112H248ZM253 113V112H252ZM251 113V114H252ZM96 114V113H95ZM109 114H110V110H109ZM117 114V113H114ZM161 114V113H160ZM187 114V112H186ZM218 114V113H217ZM121 115V114H120ZM123 115V114H122ZM162 115V114H161ZM191 115V114H190ZM208 115V114H207ZM212 115V114H211ZM247 115V114H246ZM259 115V114H258ZM257 115V116H258ZM85 116H81V118H83L85 121L87 118ZM98 113H97V117H98ZM114 116V115H113ZM116 116V115H115ZM130 116V115H129ZM95 117V115H94ZM120 117V116H119ZM122 117V116H121ZM125 117V116H124ZM123 117V118H124ZM189 117V116H188ZM210 117V116H209ZM216 117V116H215ZM237 117V116H236ZM239 119L240 116L238 115ZM86 118V119H85ZM158 118V117H157ZM200 118V117H199ZM198 118V119H199ZM223 118V117H220ZM252 118V117H251ZM250 118V119H251ZM94 120V118H92ZM105 119V118H104ZM113 119V118H112ZM116 119V118H115ZM122 119V118H121ZM216 119V118H215ZM91 120V119H90ZM88 120V121H90ZM102 120V119H101ZM100 120V121H101ZM106 120V119H105ZM120 120V119H119ZM191 120V118H190ZM224 120V119H223ZM242 120V119H241ZM261 120V119H260ZM234 121V119H233ZM258 121V120H256ZM264 121V120H262ZM203 122V121H202ZM210 123V122H209ZM231 123V122H230ZM240 123V122H239ZM238 125L240 126L241 124ZM250 123V122H249ZM255 123V122H254ZM258 123V122H257ZM213 124V123H212ZM225 124V123H224ZM232 124H234L232 122ZM236 124V123H235ZM256 124V123H255ZM85 125V124H84ZM203 125V124H201ZM237 125V124H236ZM103 126V125H102ZM105 126V125H104ZM116 126V125H115ZM235 126V125H234ZM245 126V125H244ZM260 126V125H259ZM264 126V125H263ZM97 127V126H96ZM109 127V126H108ZM114 127V126H112ZM153 127V126H152ZM215 127V126H214ZM213 127V128H214ZM237 127V126H236ZM243 127V126H242ZM248 127V126H247ZM252 127V126H251ZM107 128V126H106ZM105 128V129H106ZM111 128V127H110ZM150 128V127H149ZM176 128V127H175ZM223 128V127H222ZM228 128V127H227ZM232 128V127H230ZM238 128V127H237ZM241 128V127H240ZM245 128V127H244ZM90 129V128H89ZM88 129V130H89ZM116 129V128H115ZM156 129V128H155ZM158 129V128H157ZM236 129V128H235ZM234 129V130H235ZM243 129V128H242ZM257 129V128H256ZM107 130V129H106ZM109 130V129H108ZM119 130V129H118ZM150 130V129H149ZM159 130V129H158ZM174 130V129H172ZM183 130V129H182ZM194 130V129H193ZM200 130V129H199ZM228 130V129H227ZM230 130V129H229ZM245 130V129H243ZM263 130V129H262ZM91 131V130H90ZM100 131V130H99ZM111 131V130H110ZM117 131V130H116ZM121 131V130H120ZM168 131V130H167ZM179 131V129H178ZM191 131V130H189ZM196 131V129H195ZM246 131V130H245ZM250 131V130H249ZM260 131V130H259ZM87 132V131H86ZM108 132V131H107ZM162 132V131H161ZM207 132V131H206ZM209 132V131H208ZM230 132V131H229ZM238 132V131H237ZM241 132V130L239 131ZM253 132V129H252ZM93 133V132H92ZM91 133V134H92ZM104 133V132H103ZM173 133V132H172ZM171 133V134H172ZM197 133V132H195ZM202 133V132H201ZM199 133V134H201ZM222 133V132H221ZM244 134V132H242ZM102 134V133H101ZM119 134V133H118ZM192 134V133H190ZM204 134V133H203ZM228 134V133H227ZM232 134V133H231ZM230 134V135H231ZM249 133H247L248 135ZM88 135V133H87ZM86 135V136H87ZM93 135V134H92ZM91 135V136H92ZM95 135V134H94ZM93 135V136H94ZM184 135V134H183ZM224 135V134H223ZM233 135V134H232ZM262 135V134H261ZM85 136V137H86ZM90 136V135H89ZM88 136V137H89ZM241 136V135H240ZM244 136V135H243ZM251 136V135H250ZM83 137V138H82ZM100 137V136H99ZM203 136H200V138ZM209 137V136H208ZM207 137V138H208ZM236 137V136H235ZM252 137V136H251ZM263 137V136H262ZM87 138V137H86ZM176 138V137H175ZM230 138V137H229ZM242 138V137H241ZM250 138V137H249ZM96 139V138H95ZM101 139V138H100ZM189 139V138H188ZM187 139V140H188ZM191 139V138H190ZM195 139V138H194ZM226 139V138H225ZM224 139V140H225ZM254 139V138H253ZM256 139V138H255ZM87 140V139H86ZM89 140V139H88ZM92 140V139H91ZM91 140H89L90 142H92ZM105 140V139H104ZM209 140V139H208ZM207 140V142H208ZM88 141V142H89ZM96 141V140H94ZM93 141V142H94ZM170 141V140H169ZM177 141V140H176ZM184 141V140H183ZM193 141V139H192ZM232 141V140H231ZM250 141V140H249ZM264 141V140H262ZM97 142V141H96ZM99 142V141H98ZM102 142V141H101ZM104 142V141H103ZM161 142V141H160ZM222 142V141H221ZM241 142V141H240ZM257 142V141H256ZM84 143L85 140H84ZM174 143V142H173ZM177 143V142H176ZM213 143V142H212ZM226 143V142H225ZM228 143V142H227ZM230 143V142H229ZM247 143V142H246ZM92 144V143H91ZM97 144V143H96ZM103 144V143H101ZM108 144V141L107 143ZM175 144V143H174ZM192 144V143H191ZM198 144V143H196ZM211 144V143H210ZM237 145V143H235ZM88 145V144H86ZM104 145V144H103ZM109 145V144H108ZM172 145V143H171ZM187 145V144H186ZM189 145V144H188ZM194 145V144H192ZM235 145V146H236ZM180 146V145H179ZM217 146V145H216ZM238 146V145H237ZM256 146V145H255ZM95 147V146H94ZM102 147V146H101ZM109 147V146H108ZM160 147V146H159ZM198 147V146H197ZM196 147V148H197ZM225 147V146H224ZM244 147V146H243ZM100 148V147H99ZM172 148V147H171ZM170 148V150H171ZM183 148V146H182ZM190 148V147H189ZM188 148V149H189ZM192 148V147H191ZM190 148V149H191ZM212 148V147H211ZM217 148V147H216ZM229 148V147H228ZM231 148V147H230ZM234 148V147H232ZM236 148V147H235ZM254 148V147H253ZM79 151H76V150ZM102 149H106L105 147ZM101 149V150H102ZM194 149V148H193ZM213 149V148H212ZM258 149V148H257ZM264 149V148H263ZM86 150V149H84ZM92 150V149H91ZM168 150V149H167ZM184 150V149H183ZM186 150V149H185ZM216 151V149H214ZM219 151V149H217ZM222 150V149H221ZM227 150V149H226ZM233 150V149H232ZM256 150V148H255ZM178 151V150H177ZM202 151V150H201ZM208 151V150H207ZM210 151V150H209ZM225 151V150H224ZM75 153H77L76 155H78L80 158H77V156H75ZM88 152V150H87ZM167 153V151H165ZM183 152V151H182ZM189 152V151H187ZM193 152V151H192ZM227 152V151H226ZM238 152V151H237ZM251 152V151H250ZM256 152V151H254ZM204 153V152H203ZM210 153V152H209ZM229 153V152H228ZM231 153V152H230ZM245 153V152H244ZM89 154V153H88ZM87 154V155H88ZM97 154V153H96ZM119 154V153H118ZM161 154V153H160ZM163 154V153H162ZM172 154V153H171ZM191 154V153H190ZM195 154V153H194ZM207 154V153H205ZM222 154V153H221ZM233 154V153H231ZM248 154V153H247ZM257 154V152H256ZM73 155V160L77 163H73L72 162V156ZM86 155V157H87ZM90 155V154H89ZM88 155V157H89ZM102 155V154H99ZM165 155V154H164ZM173 155V154H172ZM251 155V154H250ZM98 156V155H97ZM105 156V155H103ZM167 156V155H166ZM165 156V157H166ZM169 156V155H168ZM174 156V155H173ZM200 156V155H199ZM223 156V155H221ZM230 156V155H229ZM237 156V155H236ZM85 157V158H86ZM123 157V156H122ZM164 157V156H163ZM220 157V155H219ZM218 157V158H219ZM254 157V156H253ZM99 158V157H98ZM125 158V157H124ZM176 158V157H175ZM187 158V157H186ZM191 158V157H190ZM196 158V157H195ZM217 158V160H218ZM228 158V157H227ZM232 158V156H231ZM78 159H81V161H79ZM84 159V158H83ZM87 159V158H86ZM85 159V160H86ZM204 159V158H203ZM206 159V158H205ZM215 159V158H214ZM236 159V158H235ZM240 159V158H239ZM251 159V158H250ZM262 159V158H261ZM107 160V159H106ZM121 160V159H120ZM167 160V159H166ZM165 160V161H166ZM184 160V159H183ZM192 160V159H191ZM220 160V159H219ZM245 160V159H244ZM164 161V160H163ZM170 161V159H169ZM175 161V160H174ZM196 161V159H195ZM199 161V160H198ZM200 161H202L200 159ZM228 161V160H227ZM252 161V160H251ZM90 162V161H89ZM88 162V163H89ZM119 162V160H118ZM177 162V161H176ZM184 162V161H183ZM204 162V161H203ZM206 162V160H205ZM210 162V161H209ZM220 162V161H219ZM223 162V160H222ZM244 162V161H243ZM255 162V161H254ZM260 162V161H259ZM92 163V162H91ZM102 163V162H101ZM146 163V162H145ZM152 163V162H151ZM160 163V162H158ZM157 163V164H158ZM166 163V162H165ZM173 163V162H172ZM190 163V162H189ZM197 163V162H196ZM201 163V162H200ZM238 163V161H237ZM236 163V164H237ZM251 163V162H250ZM108 164V163H107ZM177 164V163H176ZM182 164V163H181ZM227 164V163H226ZM243 164V163H241ZM93 165V164H92ZM100 165V163H99ZM122 165V164H121ZM148 165V164H147ZM153 165V164H152ZM151 165V166H152ZM160 165V164H159ZM170 165L171 162H170ZM185 165V164H184ZM188 165V164H187ZM210 165V164H209ZM217 165V164H216ZM223 165V164H222ZM250 165V164H249ZM85 166H87L85 164ZM84 166V167H85ZM97 166V165H96ZM101 166V165H100ZM109 166V165H108ZM132 166V165H131ZM137 166V165H135ZM139 166V165H138ZM161 166V165H160ZM168 166V165H166ZM177 166V165H176ZM221 166V165H220ZM227 166V165H225ZM234 166V164H233ZM240 166V165H239ZM93 167V166H92ZM110 167V166H109ZM125 167V166H124ZM128 167V166H127ZM144 167V165H143ZM148 167V166H147ZM184 167V166H183ZM208 167H211L208 166ZM207 167V168H208ZM232 167V166H231ZM242 167V166H241ZM245 167V166H244ZM251 167V166H250ZM249 167V168H250ZM263 167V166H262ZM83 168V169H82ZM89 168V167H86ZM112 168V167H111ZM114 168V167H113ZM112 168V169H113ZM121 168V167H120ZM154 168H156L154 166ZM161 168V167H160ZM169 168V167H168ZM181 168V166H180ZM187 168V167H186ZM185 168V169H186ZM194 168V166H193ZM198 168V167H197ZM206 168V167H205ZM226 168V167H225ZM234 168V167H233ZM232 168V169H233ZM248 168V169H249ZM258 168V167H257ZM261 168V167H260ZM102 169V168H101ZM126 169V167H125ZM130 169V168H129ZM164 169V168H163ZM167 169V168H166ZM175 169V168H174ZM218 169V168H217ZM220 169V167H219ZM131 170V169H130ZM141 170V169H140ZM139 170V171H140ZM146 170V168H145ZM170 170V169H168ZM184 170V169H181ZM195 170V169H194ZM203 170V169H202ZM215 170V169H214ZM245 170V169H244ZM247 170V169H246ZM95 171V170H94ZM103 171V170H102ZM115 172V170H113ZM136 171V170H135ZM149 171V170H148ZM156 171V170H155ZM153 171V172H155ZM164 171V170H163ZM177 172V170H175ZM192 171V170H191ZM197 171V170H196ZM220 171V170H219ZM242 171V170H241ZM255 171V170H254ZM259 171V170H258ZM261 171V170H260ZM100 172V171H99ZM98 172V173H99ZM122 172V171H121ZM125 172V171H124ZM131 172V171H130ZM157 172V171H156ZM162 172V169H161ZM172 172V171H171ZM174 172V170H173ZM250 172V171H249ZM132 173V172H131ZM137 173V172H136ZM216 173V172H215ZM214 173V174H215ZM227 173V172H226ZM235 173V172H233ZM246 173V172H245ZM244 173V175H245ZM263 173V172H262ZM115 174V173H114ZM113 174V175H114ZM126 174V173H125ZM139 174V173H138ZM141 174V173H140ZM157 174V173H156ZM161 174V173H160ZM183 174V173H182ZM186 174V173H185ZM189 174V173H188ZM199 174V172H198ZM218 174V173H217ZM216 174V175H217ZM225 174V173H224ZM230 174V173H229ZM243 174V173H242ZM258 174V173H256ZM97 176V174H95ZM164 175V174H163ZM168 175V174H167ZM166 175V176H167ZM187 175V174H186ZM185 175V178L187 177ZM191 175V174H190ZM195 175V174H194ZM228 175V174H227ZM226 175V176H227ZM237 175V174H236ZM20 176L21 178L26 177L25 182L24 179L20 180ZM101 176V175H99ZM115 176V175H114ZM113 176V177H114ZM122 176H125L122 174ZM134 176V175H133ZM140 176V175H139ZM148 176V175H147ZM158 176V175H157ZM169 176V175H168ZM167 176V177H168ZM175 176V175H174ZM184 176V175H183ZM203 176V175H202ZM210 176V175H209ZM214 176V175H213ZM212 176V177H213ZM241 176V175H240ZM255 176V175H254ZM19 177V178H18ZM121 177V176H120ZM138 177V176H137ZM142 177V176H141ZM146 177V176H145ZM192 177V176H191ZM208 177V176H207ZM221 177V176H220ZM231 177V176H230ZM229 177V178H230ZM244 177V176H243ZM251 177V176H250ZM257 177V176H256ZM254 177V178H256ZM260 177V176H258ZM28 178V179H27ZM95 178V176H94ZM99 178V177H98ZM104 178V176H103ZM115 178V177H114ZM134 178V177H133ZM140 178V177H139ZM156 178V177H155ZM163 178V177H162ZM165 178V177H164ZM174 178V177H172ZM196 178V177H195ZM199 178V177H198ZM203 178V177H202ZM233 178V177H232ZM236 178V177H235ZM240 178V177H239ZM238 178V179H239ZM97 179V178H96ZM120 179V178H119ZM122 179V178H121ZM120 179V180H121ZM149 179V178H148ZM154 179V177H153ZM193 179V178H192ZM220 178H218L219 180ZM246 179V178H245ZM132 180V179H131ZM188 180V179H187ZM213 180V179H212ZM211 180V182H212ZM215 180V179H214ZM231 180V178H230ZM234 180V179H233ZM258 180V179H257ZM137 181V180H136ZM142 181V180H141ZM163 181V180H162ZM170 181V180H169ZM177 181V180H176ZM181 181V180H180ZM186 181V179L184 180ZM199 181V180H197ZM201 181V180H200ZM208 181V180H207ZM244 181V180H243ZM264 181V180H263ZM262 181V182H263ZM100 182V179H99ZM102 182V181H101ZM100 182V184H101ZM134 182V180H133ZM147 182V181H146ZM192 182V181H190ZM209 182V181H208ZM252 182V181H251ZM254 182V181H253ZM252 182V183H253ZM258 182V181H257ZM261 182V183H262ZM26 183V184H25ZM140 183V181H139ZM166 183V182H165ZM164 183V184H165ZM181 183V182H180ZM187 183V182H186ZM196 183V182H195ZM201 183V182H200ZM206 183V182H205ZM218 183V182H216ZM225 183V182H224ZM245 183V182H244ZM99 184V185H100ZM131 184V183H130ZM144 184V183H143ZM158 184V183H157ZM161 184V183H160ZM174 184V183H172ZM223 184V183H222ZM228 184V183H227ZM236 184V183H235ZM247 184V183H246ZM250 184V183H249ZM257 184V183H256ZM148 185V183H147ZM154 185V184H153ZM175 185V184H174ZM182 186V183L179 184ZM191 185V183H190ZM198 185V184H197ZM207 186V183L205 184ZM230 185V184H229ZM242 185V184H241ZM258 185V184H257ZM262 185V184H261ZM141 186V185H140ZM150 186V184H149ZM164 186V185H163ZM167 186V184H166ZM177 186V183H176ZM187 186V185H186ZM224 186V185H223ZM235 186V185H234ZM247 186V185H246ZM263 186V185H262ZM99 187V186H98ZM103 187V186H102ZM128 187V186H127ZM137 187V186H136ZM135 187V188H136ZM142 187V186H141ZM165 187V186H164ZM172 187V186H171ZM180 187V186H179ZM200 187V186H199ZM204 187V186H203ZM210 187V186H209ZM225 187V186H224ZM229 187V186H228ZM227 187V188H228ZM243 187V186H242ZM251 187V186H250ZM162 188V187H161ZM188 188L189 184H188ZM197 188V187H196ZM221 188V187H220ZM231 189V186L229 187ZM238 188V187H237ZM236 190L239 191V188ZM254 188V187H253ZM261 188V186H260ZM2 189V188H1ZM3 189V190H4ZM101 190V188H99ZM132 189V188H131ZM139 189V187H138ZM142 189V188H141ZM166 189V188H165ZM234 189V188H233ZM247 189V188H246ZM246 189L245 192L246 193ZM264 189V188H263ZM262 189V190H263ZM96 190V189H95ZM128 190V188H127ZM137 190V189H136ZM146 190V189H145ZM149 190V189H148ZM167 190V189H166ZM174 190V189H173ZM192 190V189H191ZM199 190V189H198ZM207 190V189H206ZM219 190V189H218ZM243 190V189H240ZM99 191V190H98ZM130 191V190H129ZM142 191V190H141ZM144 191V190H143ZM170 191V190H169ZM179 191V190H177ZM187 191V190H186ZM205 191V190H204ZM224 191V190H223ZM244 191V190H243ZM260 191V190H259ZM2 192V191H1ZM24 192V193H23ZM97 192V191H95ZM100 192V191H99ZM104 192V191H103ZM131 192V191H130ZM158 192V191H157ZM168 192V191H167ZM200 192V191H199ZM203 192V191H202ZM217 192V191H216ZM235 192V191H234ZM242 192V191H241ZM252 192V191H251ZM255 192V191H253ZM98 193V192H97ZM105 193V192H104ZM129 193V192H128ZM138 193V192H137ZM153 193V192H152ZM170 193V192H169ZM175 193V192H174ZM211 193V192H210ZM226 193V192H225ZM229 193V192H228ZM227 193V194H228ZM231 193V192H230ZM238 193V192H237ZM257 193V192H256ZM255 193V194H256ZM28 194V195H29ZM88 194V195H87ZM100 194V193H99ZM98 194V195H99ZM126 194V192H125ZM139 194V193H138ZM177 194V193H176ZM180 195V192L178 193ZM189 194V193H188ZM196 194V193H195ZM254 194V193H253ZM258 194V193H257ZM14 195V194H13ZM10 195V196H13ZM146 195V194H145ZM183 195V194H182ZM215 195V194H214ZM236 195V194H235ZM242 195V194H241ZM246 195V194H245ZM251 195V194H250ZM15 196V195H14ZM92 196V195H91ZM95 196V195H94ZM101 196V195H99ZM149 196V195H147ZM155 196V195H153ZM158 196V195H157ZM161 196V195H160ZM159 196V197H160ZM186 196V194H185ZM188 196V195H187ZM212 196V195H210ZM218 195H216L217 197ZM224 196V195H223ZM229 196V195H228ZM234 196V195H232ZM257 196V195H256ZM260 196V195H259ZM26 197V194H25ZM87 197V198H86ZM90 197V196H89ZM143 197V196H142ZM164 197V196H162ZM203 197V196H202ZM242 197V196H241ZM252 197V196H251ZM255 197V196H254ZM27 198V197H26ZM95 198V197H94ZM98 198V197H97ZM114 198V197H113ZM146 198V197H145ZM158 198V197H157ZM165 198V197H164ZM195 198V197H194ZM222 198V197H221ZM248 198V197H247ZM259 198V197H258ZM29 199V196L27 198V200ZM91 199V197H90ZM150 199V198H149ZM188 199V198H186ZM192 199V198H191ZM199 199V198H198ZM203 199V198H201ZM205 199V198H204ZM209 199V198H208ZM215 199V198H214ZM226 199V198H225ZM255 199V198H254ZM26 200V199H25ZM94 200V199H93ZM92 200V201H93ZM122 200V198H121ZM127 200V199H126ZM172 200V199H171ZM174 200V199H173ZM178 200V199H177ZM176 202L178 203L179 201ZM179 200L181 201L182 199L179 198ZM219 200V199H218ZM227 200V199H226ZM237 200V199H236ZM241 200V199H239ZM256 200V199H255ZM263 200V199H262ZM260 199L259 203H261L262 201ZM89 201V204H88ZM95 201V200H94ZM93 201V202H94ZM114 201V200H113ZM124 201V200H123ZM192 201V200H191ZM250 201V200H249ZM248 201V202H249ZM257 201V200H256ZM30 202V203H31ZM35 202V203H34ZM100 202V201H99ZM111 202V201H109ZM125 202V201H124ZM130 202V201H129ZM128 202V203H129ZM132 202V201H131ZM172 202V201H171ZM194 202V201H193ZM210 202V201H209ZM213 202V201H212ZM228 202V201H227ZM246 202V199H245ZM16 203V202H15ZM28 203V202H27ZM170 203V202H169ZM214 203V202H213ZM219 203V202H218ZM234 203V202H232ZM25 204V203H24ZM109 204V203H108ZM120 204V203H118ZM180 204V203H178ZM186 204V203H185ZM229 204V203H228ZM31 205V204H30ZM94 205V204H93ZM98 205V204H97ZM107 205V204H106ZM111 205V204H110ZM154 205V202H153ZM169 205V204H168ZM191 205V204H190ZM207 205V204H206ZM220 205V203H219ZM238 205V204H237ZM18 206V205H17ZM29 206V205H28ZM33 206V205H32ZM109 206V205H108ZM126 205H123V207ZM174 206V205H173ZM171 206V207H173ZM185 206V205H183ZM187 206V205H186ZM192 206V205H191ZM200 206V205H199ZM208 206V205H207ZM225 206V205H223ZM227 206V205H226ZM232 206V205H231ZM234 206V205H233ZM87 207V206H86ZM96 207V206H95ZM100 207V206H99ZM116 207V206H115ZM128 207V206H127ZM158 207V206H157ZM177 207V206H176ZM180 207V206H178ZM190 207V206H189ZM205 207V206H204ZM221 208V206H219ZM98 208V207H97ZM150 208V207H149ZM182 208V206H181ZM209 208V207H208ZM240 208H243L240 206ZM254 208V207H253ZM86 209V208H85ZM91 206L88 209L89 211L91 210ZM110 209V208H109ZM163 209V208H162ZM176 209V208H175ZM189 209V208H188ZM187 209V210H188ZM227 209V207L225 208ZM232 209V208H230ZM237 209V208H236ZM246 209V207H245ZM251 209V208H250ZM256 209V208H255ZM260 209V207H259ZM262 209V208H261ZM38 210V209H37ZM41 210V211H42ZM82 210V209H81ZM94 210V209H93ZM101 210V209H100ZM112 210V209H111ZM124 210V209H123ZM193 210V209H191ZM209 210V209H208ZM223 210V209H222ZM241 210V209H240ZM263 210V209H262ZM80 211V210H79ZM85 211V210H84ZM98 211V210H97ZM121 211V210H120ZM177 211V210H176ZM195 211V210H194ZM227 211V210H226ZM231 211V210H230ZM248 211V210H247ZM43 212V213H44ZM78 212V211H77ZM77 212H75L77 214ZM82 212V211H80ZM93 212V211H92ZM92 212H89L88 214L90 215V213L92 214ZM95 212V211H94ZM100 212V211H99ZM165 212V211H164ZM178 212V211H177ZM175 212V213H177ZM190 213V209L189 211H187ZM218 212V211H217ZM229 212V211H228ZM233 212V211H232ZM230 212V213H232ZM236 212V211H235ZM234 212V214H235ZM239 212H243V211H239ZM258 212V211H257ZM256 211L254 213H257ZM260 212V211H259ZM52 213V212H51ZM49 214L46 215L45 219H43V221L41 222V224H39V226H36L35 224V229L37 230L34 234V232L32 233L33 236L29 237L30 239V243L29 246L27 245L25 247V253H23V257H22V261L19 264H103L105 263L101 259V263L98 261L95 262V259L98 260L100 257L95 256V254L93 255L94 259L91 258V254H93L92 252L89 253L87 252L88 250V245H90V247L93 250L94 247V241L91 239V241H86L87 238L85 239L84 237H79L78 234H74V231H72V228L70 229L71 231H67L65 230V224L63 223V221L61 220L62 218L60 217V219H58L57 217H55L56 214ZM79 213V212H78ZM84 213V212H83ZM87 213V211H86ZM97 213V212H96ZM120 213V212H119ZM163 212H161L162 214ZM179 213V212H178ZM177 213V214H178ZM200 213V212H198ZM204 213V212H203ZM206 213V212H205ZM227 213V212H226ZM229 213V214H230ZM251 213V211L249 212ZM262 213V211L260 212ZM24 214V213H23ZM32 214V213H31ZM60 214V215H61ZM75 214V215H76ZM99 215V213H97ZM102 214V213H101ZM170 214V213H169ZM172 214V213H171ZM193 214V213H192ZM201 214V213H200ZM199 214V216H200ZM246 214V212H245ZM259 214V213H257ZM80 215V214H77ZM95 215V216H98ZM104 215V214H103ZM108 215V214H107ZM123 215V214H122ZM126 215V214H125ZM152 215V214H151ZM155 215V214H154ZM153 215V216H154ZM208 215V214H207ZM216 215V214H215ZM225 215V214H224ZM244 215V214H243ZM242 215V216H243ZM247 215V214H246ZM245 215V216H246ZM252 215H254L252 213ZM261 215V214H260ZM264 215V214H263ZM34 216V215H33ZM94 216V215H92ZM156 216V215H155ZM182 216V214H181ZM191 216V215H190ZM232 216V215H231ZM236 216V215H235ZM250 216V215H249ZM256 216V215H255ZM40 217V216H38ZM70 217V216H69ZM68 217V218H69ZM75 217V216H74ZM88 217V216H86ZM100 217V216H99ZM122 217V216H121ZM170 217V216H168ZM185 217V216H184ZM183 217V218H184ZM188 217V216H187ZM184 218V219H187ZM201 217V216H200ZM206 217V216H205ZM210 217H212V215H210ZM215 218V216H213ZM226 217V216H225ZM237 217V216H236ZM241 217V216H240ZM257 217V216H256ZM28 218V217H27ZM73 218V217H72ZM79 218V217H78ZM83 218V217H82ZM81 218V219H82ZM85 218V216H84ZM89 218V217H88ZM105 218V217H104ZM130 218V217H129ZM190 218V217H189ZM250 218V217H249ZM33 219V218H32ZM71 219V217H70ZM75 219V218H74ZM73 219V220H74ZM94 219V217H93ZM120 219V218H119ZM124 219V218H123ZM150 219V218H149ZM154 219V218H153ZM202 219V218H201ZM244 219V218H243ZM243 219H236L237 224H235L236 226H234L233 231L239 232L243 229L240 230V226L242 225H246L248 226V223L251 222L249 221L248 223L247 220L246 222H244L245 220ZM246 219V218H245ZM253 220V218H251ZM258 219V218H256ZM255 219V220H256ZM40 220V219H39ZM64 220V219H63ZM78 220V219H77ZM76 220V221H77ZM91 220V219H89ZM88 220V221H89ZM129 220V219H128ZM141 220V219H140ZM143 220V219H142ZM163 220V218H162ZM165 220V218H164ZM173 220V219H172ZM200 220V219H198ZM203 220V219H202ZM216 220V219H214ZM261 220V219H260ZM32 221V220H31ZM80 221V220H78ZM84 221V220H83ZM82 221V222H83ZM104 221V220H103ZM114 221V220H113ZM134 221V220H133ZM147 221V220H146ZM151 221V220H150ZM166 221V220H165ZM192 221V220H191ZM197 221V220H196ZM209 221V220H208ZM219 221V219H218ZM67 222V221H66ZM72 222V220H71ZM81 222V221H80ZM129 222V221H128ZM138 222V221H137ZM145 222V221H144ZM169 222V221H168ZM167 222V223H168ZM206 222V221H205ZM217 222V221H216ZM225 222V221H224ZM227 222V221H226ZM235 222V223H236ZM27 223V222H26ZM29 223V222H28ZM37 223V221H36ZM75 223V222H74ZM79 223V222H78ZM87 223V222H85ZM94 223V222H93ZM123 223V222H122ZM174 223V222H173ZM181 223V222H180ZM188 223V222H187ZM186 223V224H187ZM204 223V222H203ZM229 223V222H228ZM258 223V222H257ZM261 223V222H259ZM72 224V223H71ZM100 224V222H99ZM106 224V223H105ZM119 224V223H118ZM124 224V223H123ZM132 224V223H131ZM136 224V222H135ZM143 224V223H142ZM159 224V222H158ZM170 224V223H169ZM176 224V223H175ZM184 224V225H186ZM198 224V223H197ZM202 224V223H201ZM252 224V223H251ZM23 225V224H22ZM26 225V224H25ZM31 225V224H30ZM29 225V226H30ZM34 225H32V227L30 226V228H34ZM77 224H75L76 226ZM83 225V224H82ZM89 225V223H88ZM96 225V224H95ZM98 225V224H97ZM113 225V224H112ZM141 225V224H140ZM151 225V224H150ZM149 225V226H150ZM153 225V224H152ZM160 225V224H159ZM158 225V226H159ZM195 225V224H194ZM206 225V224H205ZM214 225V224H212ZM217 225V224H216ZM224 225V224H223ZM230 225V224H229ZM259 225V224H258ZM71 226V225H70ZM172 226V225H171ZM181 226V225H179ZM188 226V225H187ZM201 226V225H200ZM198 226V227H200ZM215 226V225H214ZM226 226V225H225ZM224 226V227H225ZM254 226V223H253ZM74 227V226H73ZM90 227V226H89ZM95 227V226H94ZM105 227V226H104ZM119 227V226H117ZM156 227V226H155ZM162 227V226H161ZM191 227V226H190ZM188 227V228H190ZM213 227V226H212ZM244 227V226H242ZM250 227V226H248ZM247 227V230H248ZM255 227V226H254ZM261 227V226H260ZM68 228V226H67ZM77 228V227H75ZM142 228V227H141ZM153 228V227H152ZM165 228V227H164ZM184 228V227H183ZM192 228V227H191ZM195 228V227H194ZM205 228V227H204ZM230 228V227H229ZM252 227H250L249 229H251ZM257 228V227H256ZM262 228V227H261ZM69 229V228H68ZM85 229V227H84ZM95 229V228H94ZM97 229V228H96ZM147 229V228H146ZM151 229V228H150ZM156 229V228H155ZM159 229V228H158ZM218 229V228H216ZM254 229V228H253ZM259 229V228H258ZM74 230V229H73ZM79 231V229H77ZM82 230V229H81ZM91 230V228H90ZM107 230V229H106ZM121 230V229H120ZM129 230V229H127ZM138 230V229H137ZM144 230V229H143ZM153 230V229H151ZM163 230V229H160ZM172 230V229H170ZM183 230V229H182ZM199 230V229H198ZM214 230V229H213ZM219 230V229H218ZM224 230V229H223ZM230 230V229H229ZM228 230V231H229ZM28 231H30V229H28ZM33 231V229L31 230ZM77 231V232H78ZM83 231V230H82ZM93 231V230H92ZM101 231V230H100ZM135 231V230H134ZM142 231V230H141ZM208 231V229H207ZM221 231V230H220ZM232 231V230H230ZM90 232V231H89ZM147 232V231H146ZM149 232V231H148ZM170 232V231H168ZM174 232V229H173ZM181 232V231H180ZM184 231H182L181 233L185 235V233H183ZM247 233L246 230L245 231H241V233ZM262 232L264 233V231L262 230ZM259 233V234H262ZM31 233V232H30ZM30 233H27L28 235ZM76 233V230H75ZM91 233V232H90ZM97 233V232H96ZM115 233V232H114ZM162 233V232H161ZM178 233V232H177ZM180 233V234H181ZM193 233V232H192ZM212 233V231H211ZM249 233V232H248ZM255 233V232H254ZM4 234V233H3ZM100 234V233H99ZM105 234V233H104ZM126 234V233H125ZM130 234V233H129ZM146 234V233H145ZM159 234V233H158ZM195 234V233H194ZM198 234V233H197ZM200 234V233H199ZM238 234V233H237ZM253 234V233H252ZM257 234V233H256ZM82 236V234H80ZM109 235V234H108ZM134 235V234H133ZM168 236V234H166ZM171 235V234H170ZM191 235V234H190ZM216 235V234H215ZM224 235V234H223ZM229 235V234H228ZM226 235V237L228 236ZM247 236L244 237L246 238L245 240H247L248 234H246ZM250 235V233H249ZM4 236V235H3ZM7 236V235H6ZM94 236V235H93ZM116 236V235H115ZM127 236V234H126ZM129 236V235H128ZM147 236V235H146ZM158 236V235H157ZM187 236V237H186ZM183 236L185 238V243L187 248H185V253L187 250V254L184 255L183 251L182 253L177 254L178 256L181 255L182 258L184 256H186V258L189 257V259L191 260L190 263L191 264H209L208 263V259L206 258V255H203V253L201 252L200 249L203 250V248L199 247L198 245V241L194 238L195 236H193V238L191 239L188 235ZM199 236V235H198ZM214 236V235H213ZM232 236V235H231ZM238 236V235H237ZM235 235V237H237ZM244 236V235H243ZM88 237V236H87ZM100 237V236H99ZM102 237V236H101ZM125 237V235H124ZM123 237V238H124ZM165 237V236H164ZM170 237V236H168ZM172 237V236H171ZM182 237V236H181ZM182 237V238H183ZM217 237V236H216ZM223 236H221L222 238ZM234 237V238H235ZM254 237V236H253ZM84 238V239H82ZM129 238V237H128ZM131 238V237H130ZM149 238V237H148ZM177 238V237H176ZM181 238V239H182ZM183 238V239H184ZM197 238V235H196ZM202 241L205 240L204 237H202ZM210 238V237H209ZM225 238V237H224ZM233 238V237H232ZM241 238V237H240ZM250 238V236L248 237ZM252 238V236H251ZM256 238V237H255ZM254 238V239H255ZM259 238V237H257ZM7 239V238H6ZM25 239V238H24ZM97 239V238H96ZM113 239V238H112ZM125 239V238H124ZM144 239V238H143ZM180 239V240H181ZM200 239V238H199ZM198 239V240H199ZM211 239V238H210ZM218 239V238H217ZM229 239V236L228 238ZM2 240V239H1ZM5 240V239H3ZM110 240V239H109ZM141 240V238H140ZM171 240V239H168ZM219 240H220V236H219ZM238 240V237L237 239ZM242 240V239H241ZM240 240V243H241ZM257 240V239H256ZM29 241V240H28ZM106 241V240H104ZM103 241V242H104ZM112 241V240H111ZM119 241V240H118ZM123 241V239H122ZM139 241V239H138ZM155 241V240H154ZM157 241V240H156ZM175 241V240H174ZM179 241V240H178ZM201 241V240H200ZM201 241V242H202ZM208 241V240H207ZM210 241V240H209ZM208 241V242H209ZM221 241V240H220ZM233 241V240H232ZM250 243V240H247ZM245 241V244L246 242ZM252 241V240H251ZM259 242H261L260 240H258ZM26 242V241H25ZM24 242V243H25ZM93 242V243H92ZM132 242V241H130ZM142 242V241H141ZM147 242V239H146ZM165 242V241H164ZM180 242V241H179ZM211 242V241H210ZM219 242V241H218ZM217 242V243H218ZM247 242V244H248ZM253 242V241H252ZM264 242V241H263ZM2 243V242H1ZM0 243V244H1ZM6 243V242H5ZM22 243V242H21ZM92 243V244H91ZM97 243V242H96ZM95 243V244H96ZM102 243V242H101ZM113 243V242H112ZM119 243V242H118ZM121 243V242H120ZM124 243V241H123ZM126 243V242H125ZM136 243V242H135ZM169 243V242H168ZM222 243V241H221ZM225 243V242H224ZM223 243V244H224ZM237 243V242H236ZM256 243V241H255ZM254 243V244H255ZM160 244V243H159ZM167 244V241H166ZM174 244V243H173ZM176 244V243H175ZM184 244V243H183ZM202 244V243H201ZM204 244V242H203ZM207 244V243H206ZM213 244V243H212ZM222 244V245H223ZM227 244V243H226ZM230 244V243H229ZM233 244V243H232ZM260 243H258L259 245ZM97 245V244H96ZM110 245V244H109ZM123 245V244H122ZM128 245V244H127ZM161 245V244H160ZM165 245V243H164ZM178 245V244H176ZM219 245V243H218ZM225 245V244H224ZM222 246L223 248H221V255H223L225 258L224 260L228 261V264H235V253L233 254L232 251L229 250L228 246ZM257 245V243H256ZM2 246V245H1ZM102 246V245H101ZM108 246V245H107ZM116 246V244H115ZM126 246V245H125ZM133 246V245H132ZM135 246V245H134ZM138 246V245H137ZM205 246V245H204ZM208 246L210 247V245L208 244ZM207 246V247H208ZM227 246V247H226ZM233 246V245H232ZM241 246V245H240ZM255 246V245H254ZM264 246V245H262ZM261 246V247H262ZM89 247V248H90ZM97 247V246H96ZM100 247V244H99ZM106 247V246H105ZM112 247V246H111ZM117 247V246H116ZM124 247V246H123ZM123 247H121V250L119 252L124 253V251H127L126 249H123ZM184 247V246H182ZM208 247V248H209ZM215 247V246H213ZM230 247V246H229ZM247 247V246H246ZM249 247V246H248ZM251 247V246H250ZM253 247V246H252ZM256 247V246H255ZM90 248V249H91ZM103 248V247H102ZM102 248L100 250H102ZM134 248V247H133ZM136 248V247H135ZM140 248V247H139ZM138 248V249H139ZM173 248V246H172ZM176 248V247H175ZM200 248V249H199ZM257 248L260 249V247L257 246ZM96 249V248H95ZM98 249V248H97ZM107 249V248H106ZM128 249V248H127ZM137 249V250H138ZM211 249V248H210ZM209 249V250H210ZM213 249H217V248H213ZM212 249V250H213ZM238 249V248H237ZM262 249V248H261ZM21 250V249H20ZM114 250V249H113ZM145 250V249H144ZM148 250V249H147ZM170 250V249H169ZM208 250V249H207ZM232 250H236V248L232 249ZM240 251L242 250L241 248L239 249ZM238 250V251H239ZM246 250V249H244ZM250 249L248 248V251ZM106 251V250H105ZM133 251V250H132ZM131 251V252H132ZM159 251V250H158ZM178 251V250H177ZM216 251V250H215ZM254 251V250H253ZM252 251V252H253ZM262 251V250H260ZM20 252V251H19ZM140 252V251H139ZM146 252V251H145ZM154 252V251H153ZM204 252V251H203ZM211 252V251H210ZM209 252V253H210ZM219 252V250L217 251V253ZM237 252V250H236ZM257 252V251H256ZM259 252V251H258ZM4 253V252H3ZM98 253V251H97ZM96 253V255H97ZM104 253V252H103ZM118 253V252H116ZM128 253V252H126ZM125 253V254H126ZM147 253V252H146ZM168 253V252H167ZM166 253V254H167ZM242 253V252H241ZM254 253V252H253ZM262 253V252H261ZM2 254V253H1ZM101 254V253H100ZM111 254V253H110ZM115 254V253H114ZM121 254V253H119ZM148 254V253H147ZM264 254V253H263ZM99 255V254H98ZM118 255V254H117ZM132 255V254H131ZM130 255V256H131ZM134 255V254H133ZM163 255V254H162ZM174 255V254H173ZM172 255V256H173ZM208 255V253H207ZM213 255V253H212ZM249 255V254H248ZM152 256V255H151ZM155 256V255H154ZM166 256V255H165ZM168 256V254H167ZM209 256V255H208ZM211 256V255H210ZM209 256V257H210ZM214 256H217L216 254H214ZM219 256V255H218ZM237 256V254H236ZM264 256V255H263ZM262 256V257H263ZM102 257V256H101ZM113 257V256H112ZM116 257V256H115ZM118 257V256H117ZM120 257V255H119ZM121 257H124V255ZM134 257V256H133ZM138 257V256H137ZM145 257V256H144ZM213 257V256H212ZM247 257V256H246ZM5 258V260H4ZM4 258H2V261H0V264H13L14 262H10L8 263V261L6 260V257L4 256ZM9 258V257H8ZM107 258V255H106ZM109 258V257H108ZM114 258V257H113ZM169 258V257H168ZM185 258V257H184ZM238 258V257H237ZM240 258V257H239ZM238 258V259H239ZM1 259V256H0ZM11 259V257H10ZM20 259V258H19ZM105 259V258H104ZM116 259V258H114ZM113 259V260H114ZM118 259V258H117ZM122 259V258H121ZM120 259V260H121ZM130 259V258H129ZM144 259V258H143ZM146 259V258H145ZM164 259V258H163ZM211 259V257H210ZM221 259V258H220ZM252 259V258H251ZM256 259V258H255ZM260 259V258H259ZM258 259V260H259ZM13 260V259H12ZM119 260V259H118ZM125 260V259H124ZM123 260V261H124ZM136 260V259H135ZM172 260V259H170ZM180 260V258L178 259ZM183 261V259H181ZM261 260V259H260ZM259 260V261H260ZM264 260V259H263ZM106 261V260H105ZM141 261V260H140ZM167 261V260H166ZM189 261V260H188ZM212 261V260H211ZM210 261V262H211ZM219 261V260H218ZM221 261V260H220ZM223 261V260H222ZM221 261V262H222ZM241 261V260H240ZM243 261V260H242ZM262 261V260H261ZM119 262V261H118ZM129 262V261H128ZM133 262V261H132ZM143 262V261H142ZM170 262V261H169ZM175 262V261H173ZM217 262V260L215 261ZM220 262V263H221ZM239 262V260H238ZM237 262V263H238ZM256 262V261H255ZM254 262V263H255ZM126 263V262H125ZM131 263V262H130ZM136 263V262H135ZM165 263V262H164ZM168 263V262H167ZM183 263V262H182ZM224 263V261H223ZM107 264V263H106ZM110 264V263H109ZM115 264V263H114ZM174 264V263H173ZM212 264V262H211ZM219 264V262H218ZM226 264V263H225Z\"/></svg>",
	"mask_w": 264,
	"mask_h": 264
}]
</instances>
